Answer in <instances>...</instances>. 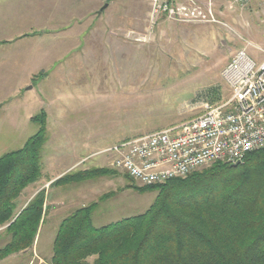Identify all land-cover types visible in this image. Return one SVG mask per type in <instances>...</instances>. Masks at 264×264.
<instances>
[{"label": "rangeland", "instance_id": "374dc122", "mask_svg": "<svg viewBox=\"0 0 264 264\" xmlns=\"http://www.w3.org/2000/svg\"><path fill=\"white\" fill-rule=\"evenodd\" d=\"M171 1L183 5L193 3L200 10L210 7L216 22L153 20L149 15L150 0H72L73 15L86 12L87 24L93 23V29H119L126 33L121 34L123 41L119 45H107L109 51L119 53L114 56L119 58L99 67L111 79L105 85L110 91L101 90L103 101L99 106L89 107L86 128L51 129L43 112L45 141L39 154L41 171L33 183L24 187L17 200L19 211L40 191L44 192L43 214L32 245L7 253L0 258V264H51L53 241L60 222L80 207L96 203L91 219L95 227L144 213L153 203L156 191H138L151 185H142L112 169V155L102 151L117 142L198 117L204 104L225 102L229 90L221 71L236 51L245 49L256 61L263 58L259 49L264 51L261 38L264 0ZM30 14L23 13L20 21L8 19L10 22L6 24L17 28L29 25L30 21L33 26L36 20L34 17L29 20ZM257 15L263 18H256ZM73 26L74 32L77 28L76 24ZM25 43L32 41L25 40ZM15 45L4 49L17 52ZM72 52L70 59L75 65L78 52ZM91 52L89 60L93 57ZM28 94L30 100L36 99L32 91ZM22 97L15 94L0 98V156L22 148L41 128L34 117L30 119L34 124L22 122V114L29 110L22 104ZM6 117L19 122L12 124L5 121ZM35 117L39 118L40 114ZM71 164L74 166L69 168ZM97 168L105 169L106 173L71 182L59 180L65 175ZM4 228L0 227V248L8 241ZM95 259L96 255H91L86 260L93 264Z\"/></svg>", "mask_w": 264, "mask_h": 264}, {"label": "trees", "instance_id": "16d2710c", "mask_svg": "<svg viewBox=\"0 0 264 264\" xmlns=\"http://www.w3.org/2000/svg\"><path fill=\"white\" fill-rule=\"evenodd\" d=\"M41 124L22 148L0 156V227L8 236L0 258L30 247L43 214L44 192L17 210L25 186L40 174ZM92 169L65 175L71 182L105 174ZM156 191L139 215L95 227L96 203L64 218L53 241L51 264H264V149L237 166L215 162L184 177L138 188Z\"/></svg>", "mask_w": 264, "mask_h": 264}, {"label": "crops", "instance_id": "0c3cea01", "mask_svg": "<svg viewBox=\"0 0 264 264\" xmlns=\"http://www.w3.org/2000/svg\"><path fill=\"white\" fill-rule=\"evenodd\" d=\"M72 3V0H0V98L23 96L22 104L29 109L21 117L25 125L34 124L30 119L44 112L46 125L50 124L51 129L82 130L88 124L89 107L99 106L104 99L100 91H110L105 85L111 79L99 67L118 60L119 53L109 51L107 45H119L126 30L93 29V23L87 24L86 12L73 15ZM28 11L29 20L34 17L35 25L30 21L29 25L17 28L6 24L15 18L20 21ZM75 24L77 29L73 32ZM261 38L264 40V33ZM12 44H16L17 52L4 49ZM72 51L78 52L75 65L70 59ZM116 53L118 56L114 57ZM29 91L36 95L35 100H30ZM5 121L19 122L7 117Z\"/></svg>", "mask_w": 264, "mask_h": 264}, {"label": "built area", "instance_id": "2783aa9c", "mask_svg": "<svg viewBox=\"0 0 264 264\" xmlns=\"http://www.w3.org/2000/svg\"><path fill=\"white\" fill-rule=\"evenodd\" d=\"M150 0V18L177 23L216 20L210 7ZM188 7V8H187ZM259 61L236 51L221 71L229 90L221 104H204L200 116L178 126L118 142L102 151L112 169L142 185H157L215 162L235 164L264 149V51Z\"/></svg>", "mask_w": 264, "mask_h": 264}, {"label": "water", "instance_id": "95a60500", "mask_svg": "<svg viewBox=\"0 0 264 264\" xmlns=\"http://www.w3.org/2000/svg\"><path fill=\"white\" fill-rule=\"evenodd\" d=\"M237 165H239V162H237V163L233 164V166H237Z\"/></svg>", "mask_w": 264, "mask_h": 264}]
</instances>
